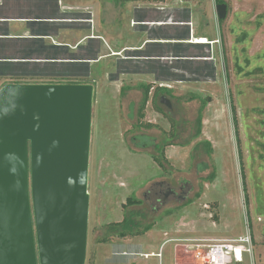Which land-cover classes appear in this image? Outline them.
<instances>
[{
    "label": "rangeland",
    "instance_id": "374dc122",
    "mask_svg": "<svg viewBox=\"0 0 264 264\" xmlns=\"http://www.w3.org/2000/svg\"><path fill=\"white\" fill-rule=\"evenodd\" d=\"M102 1L105 2L83 0V3L98 5L101 12ZM222 1L228 12L221 25L216 0H144L123 6L114 3L113 12L109 11L113 24L108 35L118 48L125 41H137L135 29L131 27L134 24L131 19L136 16L144 15L148 23L155 25L143 29L166 37L175 34V27L162 24L185 19L189 11H181L177 7H191L197 28L205 29L206 33L209 30L208 36L213 38L217 35L219 41L215 48L211 45L202 48L184 46L185 55L213 54L217 76L214 80L200 74L184 77L181 74L183 70L147 76L153 65L138 60L143 54L115 52L111 58L101 61L89 77L80 78L83 83L96 87L86 264H203L201 255L208 245L238 240L248 232L252 234L253 254L245 255L242 264H264V169H259L248 158V146L252 143H249L247 129L241 121L243 108L239 105V101L244 99L240 92H247L254 84H264V74L257 73L254 78L239 75V72H264L263 69L256 71L264 68V0ZM100 34L107 37L106 30L101 27ZM206 63H193L192 70L208 74L209 71H204ZM173 66L182 69L183 64L173 63ZM182 79L187 81L180 83ZM160 83L166 88L172 87V95L166 98L171 103L177 126V136L172 143L160 129L132 127L138 122V109L144 100L141 85L153 86L152 93L161 87ZM230 93L240 120L244 169L238 151ZM191 94H196L198 99L189 100ZM151 98L152 94L144 122L155 123L168 134L170 125L152 107ZM207 98H210L209 102L205 103ZM131 102L137 107L134 120L129 119ZM157 102L165 112L167 108L159 98ZM248 123L254 122L250 120ZM259 130L260 126L254 123L249 131L256 136ZM137 134L154 136L159 144H166L164 158L159 159V151L135 152L131 140ZM116 140L120 149L118 158H113L110 150H114L112 145ZM142 141L146 144L145 139ZM243 176L246 177L245 182ZM164 181L176 188L186 184L189 194L185 200H173L155 211L159 207L155 205V196L149 195L145 199V194L152 189L162 190L154 186ZM133 192L144 204L132 209V213L140 214L144 226L154 225L153 229L138 236H108L105 227L126 218L123 205ZM168 211L172 213L167 214ZM105 236L110 241L101 243ZM165 243L161 262L157 257H145L160 253Z\"/></svg>",
    "mask_w": 264,
    "mask_h": 264
},
{
    "label": "water",
    "instance_id": "95a60500",
    "mask_svg": "<svg viewBox=\"0 0 264 264\" xmlns=\"http://www.w3.org/2000/svg\"><path fill=\"white\" fill-rule=\"evenodd\" d=\"M216 12L225 20L227 5ZM95 95L88 83L0 89V264L87 263Z\"/></svg>",
    "mask_w": 264,
    "mask_h": 264
},
{
    "label": "crops",
    "instance_id": "0c3cea01",
    "mask_svg": "<svg viewBox=\"0 0 264 264\" xmlns=\"http://www.w3.org/2000/svg\"><path fill=\"white\" fill-rule=\"evenodd\" d=\"M114 3V0L102 1L100 12L98 5L94 7L83 3V0H0V89L7 83L81 82L80 78L89 77L101 61L111 58L115 52L143 54L138 60L153 65L147 76H157L156 72L172 74L183 70L181 74L184 77L200 74L216 79L215 71L208 72L207 69L204 71L208 74H205L192 70L191 66L197 62L213 63L214 66L213 54L185 55L184 46L197 48L211 45L215 48L219 41L217 35L213 38L208 36L209 30L206 33L205 29L197 28L191 7H177L181 11H189L185 19L162 24L175 27V34L166 37L143 29L155 25L148 23L144 15L136 16L131 19L134 23L131 27L135 29L137 41H125L116 48L108 35L113 24L109 11L113 12ZM100 27L106 30L107 37L100 34ZM142 36L145 38L142 39ZM129 59L132 60L131 57ZM173 63L183 64L182 69L173 66ZM189 71L191 74H188ZM185 81L182 79L179 82ZM160 84L161 87L166 86Z\"/></svg>",
    "mask_w": 264,
    "mask_h": 264
},
{
    "label": "trees",
    "instance_id": "16d2710c",
    "mask_svg": "<svg viewBox=\"0 0 264 264\" xmlns=\"http://www.w3.org/2000/svg\"><path fill=\"white\" fill-rule=\"evenodd\" d=\"M144 0H114L116 4L120 5H125L126 3H131V2H140ZM157 1V0H154ZM217 4H223L224 2L222 0H216ZM224 22V20H220V25ZM203 46L199 47L202 48ZM207 65V66H206ZM205 65V70L208 69L209 72H214L213 65L210 66L208 63ZM209 66V67H208ZM264 68H258L256 71H263ZM242 70V69H241ZM257 73L264 74V72H239V75L249 77V78H254V76L257 75ZM227 74V72H226ZM228 82H229V76H228ZM72 84H82L83 82H68ZM140 88L144 89V100L142 103V106L139 110V121L140 124L138 125L140 128H145V129H160L161 132L165 136H167L168 140H170L172 137L175 136V131H176V125L173 122L171 126V130H169L168 134L162 130L157 124L154 123H149V122H142V119L145 117L144 111L146 108V105L150 99V94L153 86L151 85H141ZM128 89V88H126ZM123 91L125 89H122ZM172 90L169 88L165 87H157L156 90V98L155 102L158 101V98L160 96H171L172 95ZM240 95H244V99L242 101H239V105L241 108H243L242 114H241V121L243 122L245 128L247 129L246 135L248 137L249 143H252V145L249 144L248 148L250 150L249 154V160L252 162V164H256L259 169H264V84L263 83H257L250 88H248L247 92H240ZM238 94V95H239ZM189 100H196L198 99V96L196 94H191L190 97L188 98ZM210 98H207L204 100L205 103L209 102ZM234 98L233 94L230 93V104H231V111H232V116H233V123L235 127V133H236V139H237V145H238V151H239V156H240V161H241V167L244 169V160H243V154H242V143H241V138H240V129H239V124L240 120L237 115V110L235 107L234 103ZM120 109V108H119ZM156 111L163 113V111L156 106ZM201 120L202 118L200 117L199 119V124L201 125ZM250 120H252L256 125L260 126V130L256 133V136L251 134V131L253 129V124L248 123ZM142 122V123H141ZM102 140V139H101ZM146 140V145L150 146L152 145V140L148 137L145 136ZM116 144L112 145L114 150L111 151V155L113 158H118V150L120 149V145L118 140H116ZM124 142V141H123ZM126 143V142H124ZM158 150L160 152V160L164 158L165 156V147L162 145L158 146ZM158 158V157H157ZM161 165L160 160L156 159ZM244 182L246 181V177L243 176ZM246 189V187H245ZM247 203L249 202L248 197H246ZM140 204V200L136 197L135 193L133 192L131 195L126 200V203L123 205L125 207L127 216L122 222H116V223H110L109 225L105 227L106 229V234L109 236L114 235L119 237V238H125L127 236H138V235H143L149 232L150 230L153 229L154 225H147L144 226L142 223L141 218L139 215H136L132 213V209L136 208ZM132 213V215H130ZM171 211H168L167 214H171ZM108 236L104 237L103 239L100 240L101 243H108L110 241V238Z\"/></svg>",
    "mask_w": 264,
    "mask_h": 264
},
{
    "label": "flooded vegetation",
    "instance_id": "af4514ba",
    "mask_svg": "<svg viewBox=\"0 0 264 264\" xmlns=\"http://www.w3.org/2000/svg\"><path fill=\"white\" fill-rule=\"evenodd\" d=\"M156 90L157 88L154 90V92H152V107L155 109L156 111V106H158L161 110L162 108L160 107L161 105H159V103L155 100L156 98ZM150 94V96H151ZM164 98V101L162 100ZM166 98L167 96L163 95V96H160L159 99H160V102L162 104H164L165 108H167V110L164 112L163 110V113H160L158 111L159 114H162L163 115V118H165V120L168 122V124L170 125V130H171V126L173 124V122L175 123L174 119H173V115H172V106H171V103H169L168 101H166ZM149 103V101H148ZM147 103V105H148ZM146 105V107H147ZM142 106V105H141ZM129 110H130V114H129V119L130 120H134V111L135 109L137 108L135 103L134 102H131L128 106ZM141 108V107H140ZM140 108L138 109V115H139V110ZM145 111H146V108H145ZM145 111H144V114H145ZM137 119H138V122L135 124V125H132V127L134 129H138V125L140 124V121H139V117L137 116ZM145 120V117L142 119V122H144ZM141 122V123H142ZM150 123V122H149ZM155 124V123H154ZM176 125V123H175ZM140 128V127H139ZM141 129V128H140ZM176 131H177V126H176ZM175 131V133H176ZM145 136H148L151 140H152V145L150 146H147L146 144H143V141L145 139ZM176 134L174 137H172L169 141L172 143V140H174L176 138ZM131 144L134 149V151H140V152H145L146 150H153L155 152H158V146H160L161 144L158 143V139L154 136H151V135H144V134H137L135 136H133L132 140H131ZM166 144L163 145V147H165ZM166 148V147H165ZM156 187H159V188H163L162 190H158V191H155V189H152L151 192L145 194V199H147L149 197V195H154V201H155V205H159L158 208L155 209V211H159L160 210V206H168V204L175 200V201H178V200H185L186 199V196L189 194L188 193V190L186 189V184L183 185V186H178V188H176L175 186H172L171 184H167V182H161V183H156L155 186ZM180 188V189H179ZM180 190H182L183 192H180ZM144 199V200H145ZM140 200V199H139ZM144 204V201L143 200H140V204L137 206V207H140Z\"/></svg>",
    "mask_w": 264,
    "mask_h": 264
},
{
    "label": "built area",
    "instance_id": "2783aa9c",
    "mask_svg": "<svg viewBox=\"0 0 264 264\" xmlns=\"http://www.w3.org/2000/svg\"><path fill=\"white\" fill-rule=\"evenodd\" d=\"M165 245L166 243L162 245L160 253L145 255V257H157L161 262ZM252 254L253 239L251 232H248L246 236L239 238L238 240L218 242L208 245L201 255V261L203 264H242L244 256H251Z\"/></svg>",
    "mask_w": 264,
    "mask_h": 264
},
{
    "label": "bare ground",
    "instance_id": "6f19581e",
    "mask_svg": "<svg viewBox=\"0 0 264 264\" xmlns=\"http://www.w3.org/2000/svg\"><path fill=\"white\" fill-rule=\"evenodd\" d=\"M153 256H155V255H153Z\"/></svg>",
    "mask_w": 264,
    "mask_h": 264
}]
</instances>
